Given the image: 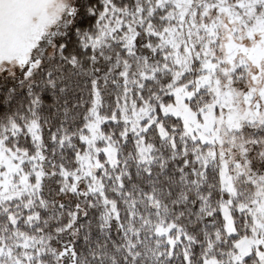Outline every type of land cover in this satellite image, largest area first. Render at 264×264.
Wrapping results in <instances>:
<instances>
[{"label":"snow or ice","instance_id":"6c2138e0","mask_svg":"<svg viewBox=\"0 0 264 264\" xmlns=\"http://www.w3.org/2000/svg\"><path fill=\"white\" fill-rule=\"evenodd\" d=\"M0 264H264V0H0Z\"/></svg>","mask_w":264,"mask_h":264}]
</instances>
